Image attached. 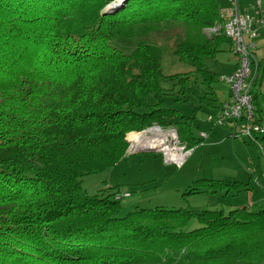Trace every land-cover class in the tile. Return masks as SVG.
Returning <instances> with one entry per match:
<instances>
[{
	"label": "trees",
	"instance_id": "trees-1",
	"mask_svg": "<svg viewBox=\"0 0 264 264\" xmlns=\"http://www.w3.org/2000/svg\"><path fill=\"white\" fill-rule=\"evenodd\" d=\"M113 1L0 0V264H264V208L120 215L113 194L82 188L83 177L125 159L128 133L184 126L162 108L163 52L210 88L218 79L203 60L227 39L203 34L217 21L216 0ZM123 38L135 41L129 54L113 45ZM251 77L264 120V53ZM195 183L225 193L243 186ZM192 219L198 227L184 232Z\"/></svg>",
	"mask_w": 264,
	"mask_h": 264
},
{
	"label": "rangeland",
	"instance_id": "rangeland-1",
	"mask_svg": "<svg viewBox=\"0 0 264 264\" xmlns=\"http://www.w3.org/2000/svg\"><path fill=\"white\" fill-rule=\"evenodd\" d=\"M122 1H116L111 7L118 6ZM253 2L238 0L242 9H250ZM216 3L222 8L228 5V0H216ZM260 32L262 35L254 41L255 48L252 51L257 61L264 53V28ZM113 45L123 54H129L135 48V41L130 38L117 39ZM219 50L221 52L215 57L203 60L205 69L217 75V82L212 83L210 88L203 82L201 74L189 75L191 69L180 64L170 53L162 54V72L170 78L161 83V88L165 90L162 108L177 111L184 117V126L162 128L152 125L139 133L153 128H159L165 134L175 130L181 145L183 141L180 139L190 135L198 144L191 147L192 153L184 163L180 167L165 163L158 147L143 150L136 148L133 151L134 148L132 153L126 152L125 159L114 167L82 178L81 186L88 195H95L101 190H104L103 195L113 194L112 200L120 202L122 207L120 215L134 209L154 208L188 209L194 213L206 209L227 213L243 207L264 208V141L259 139L253 143L238 136V133L232 131L235 129L233 123L214 126L219 105L229 98V86L221 82L220 78L230 76L237 65V57L232 52L229 39H225ZM250 68L254 71L255 66L252 64ZM179 78H186L188 82L183 91L175 84ZM257 91L258 104L264 118V79ZM146 103L152 107L155 97L149 95ZM200 133H205L206 139H200ZM144 135L152 137L151 132ZM200 180L237 182L243 186L238 191L225 193L195 183ZM193 187L198 188V192L187 194ZM123 193H128L129 197L115 200V195ZM197 227L196 220L192 219L184 232Z\"/></svg>",
	"mask_w": 264,
	"mask_h": 264
},
{
	"label": "built area",
	"instance_id": "built-area-1",
	"mask_svg": "<svg viewBox=\"0 0 264 264\" xmlns=\"http://www.w3.org/2000/svg\"><path fill=\"white\" fill-rule=\"evenodd\" d=\"M262 28H264V9L259 0H256L248 10L241 9L237 0H228V5L219 9L217 21L213 26L203 30L204 37L213 38L222 34L229 39L232 52L237 57L234 72L230 76L220 78L221 82L229 86V98L219 107L214 126L233 123L234 131L238 133V136L253 143H257L264 135V120L257 117L249 91L251 90V76L255 72V69L252 71L250 66L253 64L256 68L257 62L252 55L253 48H255L254 41L259 38ZM153 129H158L161 134H164L159 128ZM150 130L148 129L143 134L150 133ZM170 132L175 134V137L167 141L169 143L166 142V147L171 150V153L164 149H157H160L165 163L180 167L191 155L192 150L187 147L186 143L181 145L178 142L175 130ZM206 137L205 133L199 134L200 139H206ZM126 142L129 147L125 152L130 154L134 148L133 151H136L137 147L133 142ZM121 197L127 198L129 194L114 196L115 200Z\"/></svg>",
	"mask_w": 264,
	"mask_h": 264
},
{
	"label": "bare ground",
	"instance_id": "bare-ground-1",
	"mask_svg": "<svg viewBox=\"0 0 264 264\" xmlns=\"http://www.w3.org/2000/svg\"><path fill=\"white\" fill-rule=\"evenodd\" d=\"M150 132L152 133V137H147L146 135H144L143 133H136V132H132L129 133L127 135V140H129L130 142H133L134 145L137 147V149H144V148H154V147H158L160 149H164L166 150V152L168 151L169 153H171V150L166 147V142L169 141V137L173 138L175 137V134L173 132H169L167 134H161L160 131L158 129H152L150 130ZM174 156V155H173Z\"/></svg>",
	"mask_w": 264,
	"mask_h": 264
},
{
	"label": "crops",
	"instance_id": "crops-1",
	"mask_svg": "<svg viewBox=\"0 0 264 264\" xmlns=\"http://www.w3.org/2000/svg\"><path fill=\"white\" fill-rule=\"evenodd\" d=\"M237 1H238V0H237ZM255 1H256V0H254V2L251 3V6L255 3ZM259 1H260V3H261L262 8L264 9V0H259ZM238 5H239V3H238ZM239 7H240V6H239ZM241 9H242V8H241ZM243 10H248V9H244V8H243ZM261 35H262V32H260V36H259V38L261 37ZM259 38H258V39H259ZM258 39H257V40H258ZM234 130H235V129H232V131H234ZM234 132H235V131H234ZM260 138H261V137H260ZM262 141H264V139H262Z\"/></svg>",
	"mask_w": 264,
	"mask_h": 264
},
{
	"label": "water",
	"instance_id": "water-1",
	"mask_svg": "<svg viewBox=\"0 0 264 264\" xmlns=\"http://www.w3.org/2000/svg\"><path fill=\"white\" fill-rule=\"evenodd\" d=\"M116 1H121V0H114L113 3H115ZM148 151H153V150H148Z\"/></svg>",
	"mask_w": 264,
	"mask_h": 264
}]
</instances>
